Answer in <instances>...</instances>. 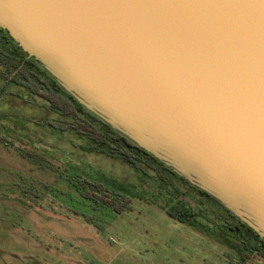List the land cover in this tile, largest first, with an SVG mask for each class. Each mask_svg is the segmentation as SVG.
Masks as SVG:
<instances>
[{"label":"water","instance_id":"1","mask_svg":"<svg viewBox=\"0 0 264 264\" xmlns=\"http://www.w3.org/2000/svg\"><path fill=\"white\" fill-rule=\"evenodd\" d=\"M0 30L264 240V0H0Z\"/></svg>","mask_w":264,"mask_h":264},{"label":"rangeland","instance_id":"2","mask_svg":"<svg viewBox=\"0 0 264 264\" xmlns=\"http://www.w3.org/2000/svg\"><path fill=\"white\" fill-rule=\"evenodd\" d=\"M27 83L29 92L17 95L33 110L7 95L10 85L0 87V264H264L241 262L214 238L169 216L154 170L139 163L140 173L87 150L92 145L73 132L54 129L71 118L48 111L44 90ZM167 179L169 191L187 192L184 199L193 208L200 202L213 220V202ZM93 183L104 185L116 209L86 197Z\"/></svg>","mask_w":264,"mask_h":264},{"label":"trees","instance_id":"3","mask_svg":"<svg viewBox=\"0 0 264 264\" xmlns=\"http://www.w3.org/2000/svg\"><path fill=\"white\" fill-rule=\"evenodd\" d=\"M7 40L11 50L5 51L4 46L0 50V65L5 68L6 76H10L8 80L14 83L25 80L26 82L31 81L35 85L39 84V88L45 92L44 96H46L50 109L60 116L71 118L69 122H62L57 126L52 125L54 129L62 133L65 131L73 132L92 145L91 148H86L87 150H97L108 157L120 159L140 173L145 174V171L140 167L139 163L146 165L154 170L159 177L158 185L163 192L162 196L165 200L161 209L166 211L169 216L181 223L189 225L201 234L214 238L218 243L234 251L240 257L241 262L264 260V240L260 239L253 230L224 209L212 197L188 185L183 178L178 177L157 159L139 149L97 117L87 112L71 96L62 91L40 69L34 60L27 59L26 55L13 44L11 39L7 37ZM41 75L47 78L49 82L47 83L41 78ZM167 174L173 176L175 180L185 185V187L193 190L196 193L195 197L200 195L206 197L210 202H213L218 211H216V214L213 213L212 221L206 217L205 212L199 206L201 203L194 200L196 198L193 195L188 197L195 201L198 208H193L190 202L184 199L187 192L179 194L175 186L172 187L175 191H169L167 189L165 185V183L169 182ZM90 187L92 191L86 193L88 199H97L102 205L116 209L115 199L106 192L104 185L101 183H93ZM182 195L183 197L180 198ZM127 202V198L121 196L119 203L125 206Z\"/></svg>","mask_w":264,"mask_h":264},{"label":"crops","instance_id":"4","mask_svg":"<svg viewBox=\"0 0 264 264\" xmlns=\"http://www.w3.org/2000/svg\"><path fill=\"white\" fill-rule=\"evenodd\" d=\"M4 75H5V68L0 65V87L3 88L5 85H10L9 90L11 92L7 93V95H9V97H11L13 99L16 97V98H20V99L24 100L25 102H27L26 108H28V109L32 108V110H33V107L30 106L31 104L28 105L29 104L28 102H30V101L26 100L27 98H25L24 96H20L19 94L17 95V92H19L21 89L23 91H25L26 93L29 92V89L27 88V86H28L27 82L25 80H23V82L14 83L10 80H5ZM15 87L18 89H15ZM13 89L15 90L14 93H12L14 91ZM48 104L47 105L44 104V106L48 109V111H50V105H48Z\"/></svg>","mask_w":264,"mask_h":264},{"label":"flooded vegetation","instance_id":"5","mask_svg":"<svg viewBox=\"0 0 264 264\" xmlns=\"http://www.w3.org/2000/svg\"><path fill=\"white\" fill-rule=\"evenodd\" d=\"M10 45L8 40H7V36L6 34L0 30V50L3 48L4 44ZM3 51V50H2Z\"/></svg>","mask_w":264,"mask_h":264}]
</instances>
